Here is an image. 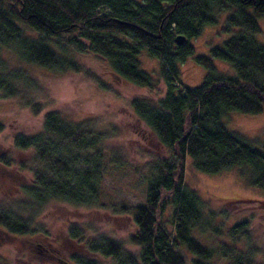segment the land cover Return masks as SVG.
<instances>
[{
	"label": "trees",
	"instance_id": "1",
	"mask_svg": "<svg viewBox=\"0 0 264 264\" xmlns=\"http://www.w3.org/2000/svg\"><path fill=\"white\" fill-rule=\"evenodd\" d=\"M225 10L230 11L224 29H241L211 47L208 55L195 54L190 40L204 24L216 22L218 11ZM262 14L264 0H0V47L11 45L25 62L47 69H77L76 63L57 55L49 40L73 32L87 41L83 45L70 36L68 40L78 49L86 46L107 60L117 77L136 86L155 84L150 73L138 67V53L145 49L159 61L163 94L154 102L134 97L130 107L168 155L144 164L142 204L109 205L113 212L132 219L135 232L130 241L139 247L138 255L104 236L87 240L88 250L111 257L114 264H264V252L249 230L250 217L264 214V200L221 198L219 210L223 206L224 215L227 210L242 211L246 204L253 209L248 218L224 231L226 240L207 241L223 234V227L214 221V211L203 212L199 194L184 179L188 156L199 171L217 173L240 167L250 185L264 187V152L228 131L221 121L230 110L252 114L262 110L264 45L254 35L259 28L256 16ZM23 27L34 32L25 34ZM177 34L185 37L182 44L175 42ZM187 57L206 69L198 85H184L179 77L178 63ZM214 60L230 64L234 74L219 71ZM30 83L31 76L22 68L0 71L1 96L16 95ZM93 128L86 119L73 121L48 110L41 129L13 137L16 149L31 154L30 164H21L30 177L19 187L28 202L20 201L21 210L0 209L3 230L16 235L42 230L34 218L50 203L98 204L102 176L120 157L114 148L105 153L104 135ZM2 162L9 165L6 157ZM167 207L170 229L162 220ZM196 233L205 235V240ZM67 235L84 238L77 226H70ZM77 258L83 264H97Z\"/></svg>",
	"mask_w": 264,
	"mask_h": 264
},
{
	"label": "rangeland",
	"instance_id": "2",
	"mask_svg": "<svg viewBox=\"0 0 264 264\" xmlns=\"http://www.w3.org/2000/svg\"><path fill=\"white\" fill-rule=\"evenodd\" d=\"M229 11H218L216 22L204 24L200 33L190 40L195 54L208 55L211 47L221 45L241 29H224L225 16ZM248 11L252 12L251 9ZM256 20L259 28L254 35L264 45V14L257 15ZM23 28L25 34L34 32L30 28ZM70 36H75L83 45L87 44L76 32L52 36L49 40L57 55L76 63L77 69H47L21 60L11 45L0 47V71L22 68L31 76L30 85H23L24 89L16 95L1 96L0 91V209L12 207L21 210L23 204L20 201L28 202L19 187L23 182L27 183L30 177L26 169H21V164L29 165L31 154L16 149L12 141L17 134L30 135L41 129L42 117L48 110H56L69 120H88L95 131L104 135L102 146L105 153L114 148L120 160L110 164L102 176L97 205L73 207L62 202L50 203L34 218L36 226L42 230L31 234H10L0 228V264H46L50 259L40 248L50 244L62 250L67 257L75 253L85 261L114 264L111 257H103L87 249V240L102 236L120 242L128 252L136 255L139 252L137 244L130 241V235L135 232L132 219L127 214L113 212L109 205L117 206L121 201L142 204L145 196L144 164L168 155L167 149L135 117L130 107V100L134 97L154 102L163 94L159 61L148 56L145 49L138 53V67L149 72L155 84L152 88L136 86L117 77L107 60L86 46L78 49L68 40ZM214 62L219 71L234 74L230 64L220 60ZM178 69L182 84L187 86L198 85L206 73V69L191 57L179 62ZM35 107H38L36 112L33 111ZM221 121L228 131L240 134L248 144L264 152V104L262 110L254 114L230 110L221 117ZM2 157L9 160V165L2 162ZM184 172L186 184L196 189L203 201V212L214 211V221L223 227V234L211 236L207 241L226 240L224 231L235 222L248 218L250 209H253V206L244 204L242 211L227 210L224 215L221 211L224 207L219 210L221 198L264 200V187L250 185L247 172L240 167L205 173L197 170L187 156ZM169 213L170 208L167 207L162 219L168 229ZM263 216V213H254L249 223L251 238L261 252H264ZM70 226L80 227L84 238L69 237L67 229ZM196 235L205 240V235Z\"/></svg>",
	"mask_w": 264,
	"mask_h": 264
},
{
	"label": "flooded vegetation",
	"instance_id": "3",
	"mask_svg": "<svg viewBox=\"0 0 264 264\" xmlns=\"http://www.w3.org/2000/svg\"><path fill=\"white\" fill-rule=\"evenodd\" d=\"M40 250H43L46 257L50 259V261H47L46 264H83L79 262L77 254L72 253L67 257L62 250L52 247L51 244L46 247L43 246ZM90 252L94 253L92 251Z\"/></svg>",
	"mask_w": 264,
	"mask_h": 264
},
{
	"label": "water",
	"instance_id": "4",
	"mask_svg": "<svg viewBox=\"0 0 264 264\" xmlns=\"http://www.w3.org/2000/svg\"><path fill=\"white\" fill-rule=\"evenodd\" d=\"M184 41H185V37H184L183 35H181V34H177V35L175 36V42H176L177 44H182Z\"/></svg>",
	"mask_w": 264,
	"mask_h": 264
}]
</instances>
